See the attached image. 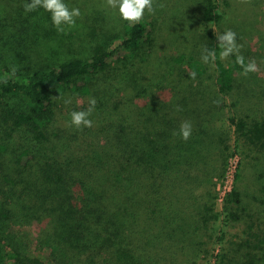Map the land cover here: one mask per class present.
<instances>
[{"label":"trees","instance_id":"1","mask_svg":"<svg viewBox=\"0 0 264 264\" xmlns=\"http://www.w3.org/2000/svg\"><path fill=\"white\" fill-rule=\"evenodd\" d=\"M26 2L0 0L11 30L0 25V77L18 69L0 83V264H46L9 231L23 226L51 264H264V89L235 56L219 59L215 36L234 31L247 62L257 18L234 0H185L165 13L166 52L147 16L129 25L105 0H64L109 40L39 67L26 49L38 11ZM204 46L215 62H201ZM69 96L87 102L82 111L95 98L93 127L58 125ZM183 121L187 141L173 134ZM236 156L248 159V204L241 163L223 197L214 181Z\"/></svg>","mask_w":264,"mask_h":264},{"label":"rangeland","instance_id":"2","mask_svg":"<svg viewBox=\"0 0 264 264\" xmlns=\"http://www.w3.org/2000/svg\"><path fill=\"white\" fill-rule=\"evenodd\" d=\"M195 2L198 3V0H189V3L195 4ZM234 2L243 5L250 14L252 13L253 16L257 18V25H255V28L257 29L256 38L250 40L249 46L252 51V59H255L259 68V71L253 73V81L259 87L258 90L264 89V0H249L248 3H243L242 0H234ZM159 3H164L166 6L163 9L157 8L154 15H149L146 12L145 16L149 18L148 21H154V26H156L155 36L157 47L159 46L160 49L166 52H170L171 48L168 46V44L171 45L170 38L172 36H169V28L165 23V13L168 11H173L174 13L182 12L184 10L185 0H154V7ZM6 11V6L3 5L2 7H0V18H2L0 20V25L4 29L11 31L7 28V25L4 22ZM37 11L38 12L34 16V24L32 26V37H29V44L27 45L26 49L29 53L30 58L32 59L30 60V62L38 64L39 67L41 65L51 66L53 64L73 58H86L90 55V50L95 43L101 42L102 44H106L109 40L108 36H106L103 32L95 29L92 26V23L89 24L84 20H80L79 18L76 19L74 27H66L65 32L58 33L52 24L50 14L43 9L42 11ZM5 41L6 38L4 40H0V52L2 51V45ZM181 42L184 41L181 40ZM5 59H7L6 56H1L0 53V62L3 63ZM7 62L9 61L7 60ZM6 100L8 99L6 98ZM65 101H62L59 104L60 109L57 115V123L59 126H63L67 130H73V127L69 126L70 113L72 112V108L75 105L76 111H82V109L87 108V102L83 101L82 98H76V100L73 101L71 96H69L68 99V101H71V103L66 104ZM228 116H230L229 110L228 112H226V115L223 118V121L225 123L227 122L226 124H228ZM228 127H230V125ZM232 141H230L229 145L233 144ZM229 153H232V150L226 152V155H228ZM235 158H231L228 162L229 164H227V176L224 177L223 180H217V178H215L214 181H217L216 183H219V193L224 194L231 188V185L234 182V178H232L233 174L235 175V173L237 172L238 162L241 163V179L239 182V187L243 192L242 197L244 203L248 204L249 198L252 194L249 190H252V186L249 185L251 175L249 174V172L245 171V166L248 159H240L238 156H236ZM219 209L220 202L218 205V210ZM254 210V212H256V209ZM241 229L242 228L236 227L231 232L238 233L241 232ZM9 231L16 233L25 242L27 241V245L29 246L28 253L30 257L39 258L46 264H51V262L49 261L50 256L47 254V251H45V249H35L33 245L34 237L32 235L31 228L27 226L12 227ZM197 264H213V262L210 259H201L197 262Z\"/></svg>","mask_w":264,"mask_h":264},{"label":"clouds","instance_id":"3","mask_svg":"<svg viewBox=\"0 0 264 264\" xmlns=\"http://www.w3.org/2000/svg\"><path fill=\"white\" fill-rule=\"evenodd\" d=\"M243 3H248L249 0H242ZM105 6L117 12L120 19L129 25L140 23L145 16V13L154 15L157 8L163 9L166 5L159 3L154 7V0H105ZM38 9H43L50 14L53 26L58 33L65 32V28L75 26L76 19L81 16L80 9L77 7L69 8L64 0H30L24 5L25 13H31ZM219 59L227 60L229 57L235 56V63L242 69L241 74L247 77L250 73L259 71L255 59L245 61V57L241 54L242 44L237 43V34L231 29L225 30L222 34H217ZM217 59V51L209 49L207 46L202 47L200 60L204 64L215 62ZM18 69L13 66L8 73L0 77V83L7 84L10 79L15 77ZM192 80L196 79L197 73L192 71L189 73ZM53 99H57L53 97ZM66 104L71 101H65ZM96 100H89V107L86 111H72L70 113V125L78 130L83 128L93 127V120L90 119L92 112L95 109ZM177 110H180L179 108ZM192 125L189 121H183L177 132L174 135H179L184 141L191 137Z\"/></svg>","mask_w":264,"mask_h":264},{"label":"built area","instance_id":"4","mask_svg":"<svg viewBox=\"0 0 264 264\" xmlns=\"http://www.w3.org/2000/svg\"><path fill=\"white\" fill-rule=\"evenodd\" d=\"M233 160H235V159H233ZM233 172H234V171H233ZM233 172H232V174H233ZM226 176H227V174H226ZM232 178H234V174H233V177H232ZM229 190H230V189H229ZM229 190H228V191H229ZM218 191H219V187H218ZM226 192H227V191H226ZM226 192H225V193H226ZM225 193H224V194H225ZM219 194H220V197H223V196H224V194H221V193H219Z\"/></svg>","mask_w":264,"mask_h":264}]
</instances>
